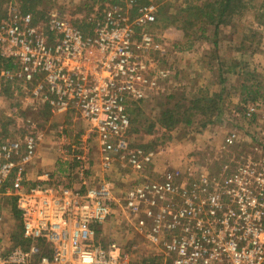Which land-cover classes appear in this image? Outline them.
I'll return each mask as SVG.
<instances>
[{
	"label": "built area",
	"instance_id": "obj_1",
	"mask_svg": "<svg viewBox=\"0 0 264 264\" xmlns=\"http://www.w3.org/2000/svg\"><path fill=\"white\" fill-rule=\"evenodd\" d=\"M153 11V6L140 8L131 18L111 7L90 33L62 19L36 23L30 14H14L0 25V56L17 67L2 76L21 79L29 97L51 112L74 113L87 123L103 172L117 157H126L137 172L149 162L129 148L127 110L156 90L162 78L150 73L148 55L160 46L136 36L139 27L154 21ZM252 112L248 108L245 117ZM40 141L37 132L0 142V224L3 200L11 197L27 243L2 251L0 264H129L118 243L98 241L115 200L105 181L80 192L56 189L44 176L25 189L26 169ZM84 170L78 167L81 177ZM249 172L238 167L222 183L225 195L213 192L204 199L184 190L179 171L167 172L159 181L135 185L123 211L150 222L146 239L169 258L164 264H264V191L242 182L240 176Z\"/></svg>",
	"mask_w": 264,
	"mask_h": 264
},
{
	"label": "rangeland",
	"instance_id": "obj_2",
	"mask_svg": "<svg viewBox=\"0 0 264 264\" xmlns=\"http://www.w3.org/2000/svg\"><path fill=\"white\" fill-rule=\"evenodd\" d=\"M205 1L139 0L140 8L154 7V21L139 27L136 36L160 46L148 55L150 73L162 75L156 90L128 108L129 148L149 157L142 172L134 171L126 157H117L103 172L97 141L89 134L87 123L74 113L51 112L43 102L29 97L24 90L28 88L26 83L14 76H2L0 71V142L23 140L37 132L41 135L36 155L26 169L25 189L44 176L56 189L80 192L105 181L115 200L111 202L112 218L100 228L98 241L103 245L118 243L129 264L169 263V258L146 239L150 222L141 215L128 218L123 211L125 198L135 185L159 181L167 172L179 171L184 190L204 199L213 192L225 195L224 179L237 174L238 167H246L250 172L240 176L242 182L251 181L246 184L252 191H264V0H244L240 14L231 17L215 34L212 27L207 28L204 40H195L197 35L191 31L189 38L184 37L174 18L180 19L182 8L200 6ZM133 3L39 0L37 12L31 15L24 13L18 0H0V25L8 23L14 14H30L36 23L62 19L76 27L88 25L90 33L92 23L111 7L136 17L140 8L133 16ZM145 3L149 5L143 6ZM242 84L257 91L256 101H250L252 98L240 88ZM214 94L222 98L205 128L200 127V116H195L190 126L178 124L163 129L158 125L166 109L175 105L190 107L198 96ZM250 107L253 112L247 119L245 113ZM82 143L85 150L81 149ZM182 153L183 158H175ZM80 165L86 166L83 177L77 172ZM203 178L206 185L201 183ZM15 212V201L4 198L1 254L19 243L21 227Z\"/></svg>",
	"mask_w": 264,
	"mask_h": 264
},
{
	"label": "trees",
	"instance_id": "obj_3",
	"mask_svg": "<svg viewBox=\"0 0 264 264\" xmlns=\"http://www.w3.org/2000/svg\"><path fill=\"white\" fill-rule=\"evenodd\" d=\"M24 8V13L30 12L31 15L35 14L36 7L39 6V0H18ZM203 2V1H202ZM139 0H134L132 15L134 16L137 9L142 7L139 5ZM149 5L145 3L143 6ZM244 8V0H206L202 5L188 6L180 10L182 16L180 19L174 18V21L179 23V30L183 33L184 37H190L188 32L191 31L195 36V40H204L206 29L212 27L214 34L217 33L221 25H225L229 19L237 14ZM76 27V26H75ZM194 30V28H196ZM83 33H88L90 26L76 27ZM216 45L215 43H213ZM17 69L16 65L12 61L3 60L0 56V71L13 72ZM240 88L246 91V96L252 98L250 101H256L257 91H252L250 86L241 85ZM222 96L220 94H214L212 96L200 95L195 99L190 107H183L175 105L172 108H168L163 111L158 119V125L163 129H170L178 124L184 126H190L193 124V118L200 116V127L205 128L210 124L209 118L213 116L219 107ZM129 113V109L127 110ZM131 122V121H130ZM131 124V123H130ZM129 129V133H130ZM128 133V135H129ZM12 201L14 200L11 198ZM16 217L19 218V213L16 210ZM21 227V222H20ZM27 243L23 240L20 228L19 243L15 246L25 248Z\"/></svg>",
	"mask_w": 264,
	"mask_h": 264
},
{
	"label": "crops",
	"instance_id": "obj_4",
	"mask_svg": "<svg viewBox=\"0 0 264 264\" xmlns=\"http://www.w3.org/2000/svg\"><path fill=\"white\" fill-rule=\"evenodd\" d=\"M183 155H184V153H182V154H180V156H178V157H175V158H178V159H180V158H183ZM161 169V168H160ZM158 171H159V167H158ZM162 170H160V172H161ZM163 172V171H162Z\"/></svg>",
	"mask_w": 264,
	"mask_h": 264
}]
</instances>
